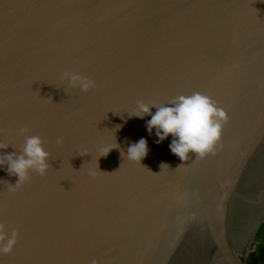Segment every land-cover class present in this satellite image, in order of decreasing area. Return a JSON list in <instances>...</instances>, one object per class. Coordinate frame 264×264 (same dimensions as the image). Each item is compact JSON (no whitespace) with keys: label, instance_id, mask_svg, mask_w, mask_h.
Returning a JSON list of instances; mask_svg holds the SVG:
<instances>
[{"label":"water","instance_id":"1","mask_svg":"<svg viewBox=\"0 0 264 264\" xmlns=\"http://www.w3.org/2000/svg\"><path fill=\"white\" fill-rule=\"evenodd\" d=\"M197 93L227 116L203 158L181 161L151 115L130 116ZM34 135L44 175L10 191L18 177L0 168V223L18 232L0 264H249L264 223V0H0V151ZM142 137L147 155L130 160Z\"/></svg>","mask_w":264,"mask_h":264},{"label":"clouds","instance_id":"2","mask_svg":"<svg viewBox=\"0 0 264 264\" xmlns=\"http://www.w3.org/2000/svg\"><path fill=\"white\" fill-rule=\"evenodd\" d=\"M63 79L71 88H79L82 92H88L93 88L94 82L78 73L67 72ZM156 107L153 113L152 108ZM151 115L147 121V131L155 130L157 142H162L169 135L172 136L169 145L170 151L181 161L187 160L190 153L203 158L206 154L213 153L219 144L223 124L227 121L226 113L217 107L210 98L202 94L191 96H179L171 106L149 105L139 102L130 116L143 118ZM26 131V129L21 130ZM57 143H62L60 138ZM7 144L0 143V150L6 149ZM112 148H106V156ZM148 153L147 140L140 138L131 143L127 149V157L130 160L140 161ZM49 153L43 147V141L39 136H26L20 155L0 151V168H5L9 175L18 177L17 182L10 184V191L18 189L28 179L29 170L44 175L48 170ZM18 232L12 229L11 234L5 230V225L0 223V254H8L13 250L17 241ZM92 264H96L95 261Z\"/></svg>","mask_w":264,"mask_h":264},{"label":"trees","instance_id":"3","mask_svg":"<svg viewBox=\"0 0 264 264\" xmlns=\"http://www.w3.org/2000/svg\"><path fill=\"white\" fill-rule=\"evenodd\" d=\"M256 240L258 241L256 247L249 254L247 262L249 264H264V223L256 234Z\"/></svg>","mask_w":264,"mask_h":264}]
</instances>
